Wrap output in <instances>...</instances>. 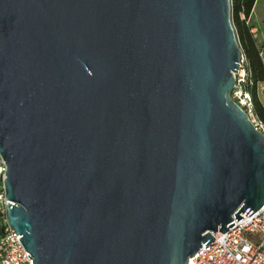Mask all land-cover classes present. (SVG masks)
<instances>
[{
	"label": "water",
	"instance_id": "water-1",
	"mask_svg": "<svg viewBox=\"0 0 264 264\" xmlns=\"http://www.w3.org/2000/svg\"><path fill=\"white\" fill-rule=\"evenodd\" d=\"M231 6L0 0L7 217L33 264H189L264 205Z\"/></svg>",
	"mask_w": 264,
	"mask_h": 264
},
{
	"label": "built area",
	"instance_id": "built-area-1",
	"mask_svg": "<svg viewBox=\"0 0 264 264\" xmlns=\"http://www.w3.org/2000/svg\"><path fill=\"white\" fill-rule=\"evenodd\" d=\"M251 33L256 39L257 29L252 28ZM263 53L264 51L260 50L262 59ZM234 77L231 98L244 110L255 128L264 135V120L256 114L252 70L243 51ZM256 88L257 98L262 103L261 91H264V82L258 83ZM5 177L6 164L0 156V264H33L32 254L21 241L22 235L12 228L8 221L7 205L10 201L6 197ZM246 212L241 214L244 218L239 221L234 217L235 225L228 231L215 232L214 241L203 244L196 254L190 257L189 264H264V205L251 215L249 214L252 211L245 215ZM27 254L31 257L29 258Z\"/></svg>",
	"mask_w": 264,
	"mask_h": 264
},
{
	"label": "trees",
	"instance_id": "trees-1",
	"mask_svg": "<svg viewBox=\"0 0 264 264\" xmlns=\"http://www.w3.org/2000/svg\"><path fill=\"white\" fill-rule=\"evenodd\" d=\"M256 0H232V20L242 51L245 53L252 70V79L255 86L252 88L255 95L256 114L264 120V107L257 98L258 83L264 82V62L260 56V48L247 25V19L252 14ZM242 15L244 17H242Z\"/></svg>",
	"mask_w": 264,
	"mask_h": 264
},
{
	"label": "rangeland",
	"instance_id": "rangeland-1",
	"mask_svg": "<svg viewBox=\"0 0 264 264\" xmlns=\"http://www.w3.org/2000/svg\"><path fill=\"white\" fill-rule=\"evenodd\" d=\"M247 25L252 28L257 29V38L256 42L260 50L264 51V5H259L258 10L252 14L247 19ZM263 62H264V53H263ZM261 101L264 105V91H261Z\"/></svg>",
	"mask_w": 264,
	"mask_h": 264
},
{
	"label": "crops",
	"instance_id": "crops-1",
	"mask_svg": "<svg viewBox=\"0 0 264 264\" xmlns=\"http://www.w3.org/2000/svg\"><path fill=\"white\" fill-rule=\"evenodd\" d=\"M259 5H264V0H256L255 6H254V9H253L254 13L258 10Z\"/></svg>",
	"mask_w": 264,
	"mask_h": 264
}]
</instances>
